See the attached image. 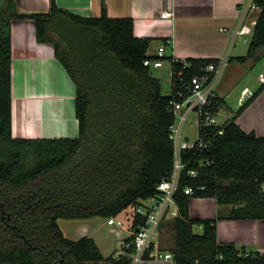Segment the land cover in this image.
<instances>
[{
    "label": "trees",
    "instance_id": "1",
    "mask_svg": "<svg viewBox=\"0 0 264 264\" xmlns=\"http://www.w3.org/2000/svg\"><path fill=\"white\" fill-rule=\"evenodd\" d=\"M257 1L262 10L248 51L233 57L242 63L264 50V0ZM27 19L35 24L37 41L52 45L75 86L77 136L13 135L12 24ZM154 39L136 36L132 17H110L105 1L99 16L84 17L57 0H50L47 11L0 0V264L128 263L115 252L104 255L87 234L67 237L59 220L100 217L106 222L124 214L135 233L138 207L169 177L175 122L170 100L179 99L177 92L189 77L216 58L186 57L190 65L184 66L173 55L149 54ZM148 58L169 62V94L155 68L144 64ZM263 89L264 82L225 123L200 126L208 147L183 154L187 166L175 195L179 214L164 223L177 264H264L259 252L219 242L216 218L189 213L192 197H214L233 206V218H264V136L236 121ZM218 98L217 108L224 107L225 99ZM187 186L192 194L185 193Z\"/></svg>",
    "mask_w": 264,
    "mask_h": 264
},
{
    "label": "crops",
    "instance_id": "2",
    "mask_svg": "<svg viewBox=\"0 0 264 264\" xmlns=\"http://www.w3.org/2000/svg\"><path fill=\"white\" fill-rule=\"evenodd\" d=\"M57 1L62 7L84 17L99 16L102 12V3L105 1L110 17H132L136 36L155 38L149 49V54L152 55L157 54L151 52L152 48L155 49V44L158 43L159 49L164 42L166 55H175L178 58H217L229 55L231 63H242L237 58L233 59L241 56L235 51L239 42L247 45L248 51L249 41L246 43L241 36L234 39L231 34V29L237 23L242 0ZM19 4L27 11H47L50 0H19ZM164 11L172 12L173 16L163 18L161 13ZM12 56L13 135L29 138L77 136L78 120L75 116V103L72 102L75 100V86L55 57L52 45L37 41L32 20L13 22ZM256 58L264 59V50L260 51ZM218 94L223 97L219 92ZM247 100L248 98L244 99L243 103ZM236 121L245 131L264 136V89L238 115ZM232 210V205H220L214 197L190 199L191 218L217 219L219 242L234 243L238 248L264 255V218H233L230 216ZM103 224H107L105 219ZM109 228L116 233L117 230L111 229V226ZM201 229L200 226L197 227L198 231ZM164 230L163 224L156 237V243L160 251H171V248L164 247L160 240L161 232ZM83 231L85 234L88 229L84 228ZM129 232L132 233L131 230ZM171 240L173 244L172 237ZM142 264L171 262L164 259H147Z\"/></svg>",
    "mask_w": 264,
    "mask_h": 264
},
{
    "label": "built area",
    "instance_id": "3",
    "mask_svg": "<svg viewBox=\"0 0 264 264\" xmlns=\"http://www.w3.org/2000/svg\"><path fill=\"white\" fill-rule=\"evenodd\" d=\"M262 7L257 0H242L237 14V23L231 29L233 38L243 37L245 42H248L247 36L252 35L254 27L258 20V15ZM163 18H170L173 13L164 11L161 13ZM227 30V29H225ZM165 44H162L157 52L159 57H163L166 53ZM173 58L182 63L184 66L190 65L186 58H178L173 55ZM229 62V55H222L216 60L211 61L203 67L202 71L189 77L185 88L177 92L179 99L172 98L170 100L171 109L175 114V122L170 126V139L174 143V161L172 170L168 178L163 179L156 186L158 193L151 197V203H145L138 207V226L135 233H129L132 236L131 241H125L123 238L121 250L116 253V257L120 255L126 256L129 261L127 264H142L147 259H164L170 261L171 264H177L174 254L170 250L160 251L156 243V237L162 225L176 217L179 214V208L175 200V195L180 187V181L184 175V170L187 162L184 161L183 154L186 151L193 149L204 150L209 143L203 140L199 133L200 126H217L219 125L217 116L220 114L223 106L217 108L219 103L218 85L225 67ZM145 65H152L154 68H159L164 65L162 59H146ZM177 76L183 74L179 70ZM172 75V71H171ZM259 79L264 82V73H259ZM253 91L246 87L241 92V100L243 104L244 99L250 98ZM196 114L198 118V138L191 142L188 136L184 135V126L188 122L190 116ZM225 123V122H224ZM222 133V130L219 131ZM191 176L196 175L195 170L188 172ZM186 194H192L193 188L187 186L185 188ZM107 225L111 229L122 231L123 222L113 216L106 220ZM202 228V226L200 225ZM128 236V237H129Z\"/></svg>",
    "mask_w": 264,
    "mask_h": 264
},
{
    "label": "rangeland",
    "instance_id": "4",
    "mask_svg": "<svg viewBox=\"0 0 264 264\" xmlns=\"http://www.w3.org/2000/svg\"><path fill=\"white\" fill-rule=\"evenodd\" d=\"M252 35L247 36V40H251ZM237 49L235 50L237 55H244L247 53V45L239 42ZM247 43V42H246ZM155 49L152 48L151 52L158 51V43L155 44ZM252 61V62H251ZM264 59L249 60L246 63L235 62L231 63L230 60L225 67L221 79L219 81L218 92L222 94L226 101V105L221 109L220 114L217 116L219 124H223L229 120L236 109L242 104L240 102L241 92L248 86L249 89L255 91L261 85L259 79V73H264ZM253 63V64H252ZM155 75L159 76L162 80L164 94L171 92V66L169 62L164 61V65L159 68H155ZM198 118L196 114H192L188 122L184 126V135L188 136L191 142H194L198 138ZM145 203H151V199H147ZM120 220L123 222V229L121 237L110 230L107 224H103V219L100 217H94L91 219H60L59 224L64 230L67 237L71 239H78L83 235H89L96 239L101 247L104 255L109 256L112 253H118L121 250L123 238L129 236V228L126 224L130 223L124 214L121 215ZM87 228V233L83 234V229ZM197 229V228H195ZM83 234V235H82ZM160 240L163 242L164 247H173L171 235L165 229L161 232ZM104 264V263H103Z\"/></svg>",
    "mask_w": 264,
    "mask_h": 264
},
{
    "label": "bare ground",
    "instance_id": "5",
    "mask_svg": "<svg viewBox=\"0 0 264 264\" xmlns=\"http://www.w3.org/2000/svg\"><path fill=\"white\" fill-rule=\"evenodd\" d=\"M38 64V62H36ZM38 67V66H37ZM40 68V67H39ZM34 72H35V69H34ZM36 72H37V68H36ZM36 75V74H35ZM35 77V76H34ZM36 80V78H35ZM36 82V81H35ZM38 82V81H37ZM50 96V95H49ZM39 97V96H38ZM72 102H74V100H72ZM73 105V104H72ZM73 110V109H72Z\"/></svg>",
    "mask_w": 264,
    "mask_h": 264
}]
</instances>
